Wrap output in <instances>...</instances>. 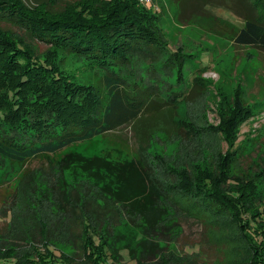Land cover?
I'll use <instances>...</instances> for the list:
<instances>
[{
	"label": "trees",
	"instance_id": "16d2710c",
	"mask_svg": "<svg viewBox=\"0 0 264 264\" xmlns=\"http://www.w3.org/2000/svg\"><path fill=\"white\" fill-rule=\"evenodd\" d=\"M211 1L225 2L220 5L224 8L231 1L232 8L241 13L244 24L233 32L235 43L264 49V0ZM52 5L0 0V19L15 27V31L0 27V162L22 170L15 196L28 207L32 205L45 250L41 253L32 246L33 255L14 256L17 239H9L10 229L0 231V264H75L63 249L55 247L56 236L50 235L53 227L66 228L71 221L79 223L77 247L88 264H116L124 256L122 251L135 264H201L199 249L196 254L175 250L174 239L179 236L175 229L181 228L180 218L185 214L200 222L207 233L217 229L214 239L219 243L233 237L225 227L236 229L239 237L228 247L231 259L227 256L226 264L231 263L234 249L250 253L251 264H264V205L256 191L263 173L242 169L236 159L241 153L234 149L236 131L252 116L251 107L236 97L218 125L188 123L186 127L182 123V133L173 131L177 127L174 114L155 112L164 100L154 97L153 86L137 95L123 87V83L129 85L122 76L126 69L158 74L155 65L160 63L166 75H172L174 66L178 75L182 72L183 52L180 47L169 49L152 4L76 0L61 10ZM38 43L47 48L40 51ZM165 52L169 56L162 63ZM60 53L83 57L102 74L89 83L67 74L60 61L55 62ZM132 83L136 86L138 82ZM178 96L182 93L173 92L172 100ZM150 110L154 114H148ZM123 125L132 126L141 154L157 131L191 139L201 133L222 132L227 149L216 154L217 163L213 157L199 169L167 165L158 170L144 155L113 161L71 151L56 162L48 158L73 143ZM41 158L47 160L48 170L27 165ZM67 170L75 179L84 176L86 190L67 186L63 177ZM41 207L50 208L52 224L37 216ZM2 212L7 223L14 222L12 208L0 209V217ZM125 225L135 231L136 248L116 245L126 238L119 229ZM59 235L61 243L66 234L62 230Z\"/></svg>",
	"mask_w": 264,
	"mask_h": 264
},
{
	"label": "rangeland",
	"instance_id": "374dc122",
	"mask_svg": "<svg viewBox=\"0 0 264 264\" xmlns=\"http://www.w3.org/2000/svg\"><path fill=\"white\" fill-rule=\"evenodd\" d=\"M74 1L76 0H24L30 6H35L39 2H49L53 4L50 7L55 10H61ZM139 1L152 4V10L157 16L156 23L163 39L172 51L180 47L184 63L180 75L176 72V66L173 67L172 75L164 74L163 64L160 63L155 65L158 74L147 73L141 68V65V69H126L122 76L129 85L125 86L123 83V87L128 89L131 95H137L145 92L148 85L153 86L155 96L154 94L149 95V99L154 96L164 100V107L155 110L156 114L164 110H167L168 114H174L173 119L178 128L176 127L173 131H179V133H182V123L185 126L188 123H193L196 127L218 125L222 116L229 114L236 97L241 100L244 106L251 107L252 116L243 122L236 131L234 149L236 153H241V156H237L236 159L242 169L246 172L258 170L263 173L257 181L256 191L263 200L261 205H264V49L234 42L233 32L241 28L244 21L241 13L238 14L232 8L231 1L227 2L226 8L220 6L225 4L223 1ZM0 27L15 31L13 25L1 19ZM38 48L42 51L47 48V45L38 43ZM168 56L169 54L165 52L162 63ZM55 62H59L60 68L65 73L75 74L79 79L88 83L93 82L97 75L102 74V70H94L86 59L74 54L63 55L60 53L57 59L55 57ZM133 81L138 82L136 86L132 83ZM173 92H178L180 95L182 93V96H178L177 100L173 101ZM108 99L106 97L104 103ZM151 112L150 110L148 114ZM166 135L160 131L154 132L149 148L144 154H141L143 152L138 147V140L132 126L123 125L73 143L48 158L56 162L63 154L71 151L88 157L105 156L113 161L140 158L144 155L158 170L166 168L167 165L180 169L191 165L199 169L207 166L213 157L214 162L217 163L216 154L224 153L227 149L222 132L201 133L193 139L182 134H174L171 137ZM41 159L43 160L34 159L27 165L43 167L48 170L47 160ZM44 169H42V173L45 171ZM21 174L22 170L18 167H11L8 162L4 164L0 162V209L4 211L10 207L15 216L14 222L7 223L8 217L2 212L0 231L3 233L6 230H11L9 239L10 237L17 239V246H14L15 253L12 255L20 258L33 255L32 246L38 247L41 253L45 252L40 241V226L33 220L32 205L28 207L29 204L21 202L20 196H15ZM63 177L67 186L75 187L80 192L86 190L87 185L82 182L83 179L86 180L83 175L75 179L67 170L63 172ZM3 199L4 202L1 201ZM49 210L50 208L41 207L37 211V216L50 225L54 220L52 212H48ZM18 218L19 220H17ZM180 224L181 228L175 229V233L179 234L174 239L175 250H179L182 254L187 252L196 254L199 249L200 259L198 262L201 264L227 263L228 247H232L233 242L239 237L234 227H230V230L224 228L227 230L226 233L234 238L226 239V243H219L214 239L217 237V229L207 233L203 225L188 214L180 218ZM78 225L77 221H71L70 226L66 228H62V225L59 224L51 229L50 235L56 236L52 242L55 247H60L65 251L71 263L88 264L82 259L81 250L77 247ZM119 229L122 234L125 233L126 238L116 244L117 247L122 249L128 245L131 248H136L135 231L127 225L121 226ZM62 230L66 235L64 239L61 238L62 242L60 243V237L57 236ZM25 234L27 235L26 240L23 241L22 238ZM31 238L36 240L31 242ZM218 239L220 240L221 237ZM128 240L131 243H128ZM26 241H30V244ZM122 254L123 258L119 262H115L116 264H135L133 259L128 258L126 251H122ZM228 257L230 258V256ZM250 257V253L246 255L244 249H234V256L230 264H251ZM108 264H113V262L110 261Z\"/></svg>",
	"mask_w": 264,
	"mask_h": 264
},
{
	"label": "built area",
	"instance_id": "2783aa9c",
	"mask_svg": "<svg viewBox=\"0 0 264 264\" xmlns=\"http://www.w3.org/2000/svg\"><path fill=\"white\" fill-rule=\"evenodd\" d=\"M142 1H147V0H142Z\"/></svg>",
	"mask_w": 264,
	"mask_h": 264
}]
</instances>
